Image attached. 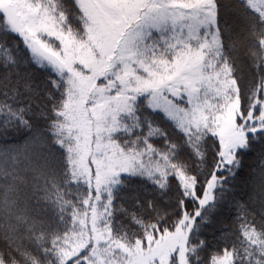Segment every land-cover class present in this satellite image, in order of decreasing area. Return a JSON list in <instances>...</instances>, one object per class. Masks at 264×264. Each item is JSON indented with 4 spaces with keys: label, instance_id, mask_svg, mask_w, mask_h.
Masks as SVG:
<instances>
[{
    "label": "trees",
    "instance_id": "obj_1",
    "mask_svg": "<svg viewBox=\"0 0 264 264\" xmlns=\"http://www.w3.org/2000/svg\"><path fill=\"white\" fill-rule=\"evenodd\" d=\"M53 2L69 31L83 37L86 20L79 2ZM220 16L229 20L231 33L224 36L216 60L233 86L234 113L240 114L241 97L264 108V29L258 21L253 27V21L226 16L224 8ZM6 17L0 5V112L23 110L32 127L3 130L6 124H0V264H128L145 245L150 247L148 242L179 228L184 233L187 264H215L218 260L241 264V257L249 258L246 252H264V178L258 167V145L244 154L241 178L233 183L229 176L220 189L226 192L230 211L213 215L212 222L200 224L198 231L183 205L178 206V192L175 196L161 194L140 175L118 173L120 184L113 187L108 182L97 190L93 171L88 176L74 172L73 140L65 114L69 80L52 66L37 62L28 42L9 27ZM207 30L213 39L215 29L210 24ZM157 34L159 31L151 35ZM149 105L148 95L137 92L128 116L122 118L126 130L115 132L111 141L125 152L144 153L138 157L137 167L151 166L154 160L163 165L167 175H153L155 180L168 184L175 177L182 187L184 172L177 165L195 169L200 162L192 156L169 157L157 137H148V127L155 119ZM247 119H252L251 107ZM33 132L45 138V146L26 150L24 145ZM230 188L235 191H227ZM238 201L245 208H238ZM92 218L104 238L97 248L111 251L109 257L100 255L99 262L93 252ZM253 222L259 235L245 238L244 230ZM168 257L167 264H179L177 249Z\"/></svg>",
    "mask_w": 264,
    "mask_h": 264
},
{
    "label": "rangeland",
    "instance_id": "obj_2",
    "mask_svg": "<svg viewBox=\"0 0 264 264\" xmlns=\"http://www.w3.org/2000/svg\"><path fill=\"white\" fill-rule=\"evenodd\" d=\"M77 1L86 20L83 37L69 31L53 0H0V5L6 12L9 27L17 29L25 38L35 60L52 66L69 80L66 81L65 114L73 140L74 172L77 176H88L93 171L96 188H102L110 182L109 177L113 180L118 173L129 172L124 171L128 161L137 167L138 157L144 156V153L121 150L111 141V136L121 129L126 130L122 118L128 116L137 92L147 94L150 104L152 88L143 63L145 49L157 44L161 35L167 36L170 42L174 39L190 41L188 26L194 21L187 18L174 21L168 17L158 24L154 18L160 15L159 10L146 7L154 0ZM207 29L200 26L198 35L201 39L205 38ZM157 31L159 34L151 35ZM208 37L211 39L208 41H212L210 34ZM205 52L203 63L213 62L217 70L221 69L216 56ZM223 80L227 82L226 95L235 112L237 102L233 86L224 76ZM200 96L213 104L221 103L225 98L222 93L217 99L216 93L206 87H202ZM151 163L153 175L161 177V171L167 175L163 165L156 160ZM95 220L92 218L91 221L93 252L99 262L100 255L109 257L111 251L109 249L107 253L105 249L97 248L104 238L97 231ZM183 237V229L179 228L155 241H147L150 247L145 245L127 263L167 264L168 256L177 249L178 263L187 264L182 249ZM223 261L218 260L215 264H226Z\"/></svg>",
    "mask_w": 264,
    "mask_h": 264
},
{
    "label": "snow or ice",
    "instance_id": "obj_3",
    "mask_svg": "<svg viewBox=\"0 0 264 264\" xmlns=\"http://www.w3.org/2000/svg\"><path fill=\"white\" fill-rule=\"evenodd\" d=\"M146 7L159 10L160 15L154 18L158 24L168 17L174 21L191 19L194 23L188 26L189 40L200 41L196 45L188 40L174 39L170 42L167 36L161 35L157 44L145 49L143 63L152 88L149 111L155 118L148 127L147 135L149 138L157 137L158 143L162 145L161 150L166 151L169 157L187 159L192 156L200 163L195 169L188 164L177 165L184 172L182 187L175 177H170L168 184L155 180L151 167H136L132 161H128L124 171L151 181L161 194L171 192L175 196L178 192V206L183 205L198 231L200 224L212 222L213 215L230 211V206L225 204L226 192L220 189L229 176L233 183L241 178L244 166L242 158L257 145L258 167L264 178V108L259 102L252 104L241 97L240 114H235L230 106L231 100L226 95L227 82L223 80V69L217 70L213 62L208 65L203 63L205 50L219 56L224 47V36L231 33L229 20L220 16L221 8L225 9L226 16L242 22L253 21V27L258 21L261 29H264V0H154ZM209 24L215 29L211 33L212 41L206 39L209 34L207 31L204 39L198 35L200 26L207 29ZM149 52L151 55H148ZM202 87L215 92L217 99L223 93L224 101L213 104L206 98L202 99ZM249 107L252 109L250 120L247 119ZM0 124H6L3 130L32 127L31 120L24 118L23 110L0 112ZM44 146L45 138L33 132L24 148L42 149ZM221 164L224 167H220ZM160 175L164 176L163 171ZM109 181L113 187L121 183L118 177L114 181L109 177ZM173 184L175 188H172ZM261 203L264 204V201ZM236 206L245 208L240 201ZM261 212L264 214V207ZM258 235L255 222L244 230L245 238L251 239ZM245 254L249 258L245 261L241 257V264H264V252ZM254 256L257 258L254 259Z\"/></svg>",
    "mask_w": 264,
    "mask_h": 264
}]
</instances>
